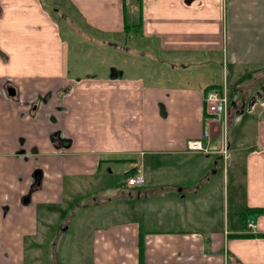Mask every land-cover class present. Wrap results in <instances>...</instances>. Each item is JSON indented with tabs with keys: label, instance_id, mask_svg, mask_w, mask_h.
Returning a JSON list of instances; mask_svg holds the SVG:
<instances>
[{
	"label": "crops",
	"instance_id": "obj_1",
	"mask_svg": "<svg viewBox=\"0 0 264 264\" xmlns=\"http://www.w3.org/2000/svg\"><path fill=\"white\" fill-rule=\"evenodd\" d=\"M57 6L73 8L86 29L123 33L124 55L147 61L160 57L164 62V55L181 62L200 55L196 63L182 68L216 64L223 71V82L202 75L197 82L160 86L125 77L123 70L115 79L93 74L69 78L68 47L59 18L69 26L75 24ZM229 68L234 71L231 82L247 78L231 88L232 100H244L240 89L249 96L264 91V0H0V264H24L25 239L37 232L33 205L27 211L20 203L34 170L43 175L33 202L56 203L65 176L99 171L109 161L102 159L105 155L113 161L124 154L153 156L155 172L160 171V162L169 159L167 182L155 180L149 182L151 188L119 192L125 198L143 200L157 191L162 200L174 201L186 193L197 195L200 189L194 177L211 180L209 171L205 172L208 155L187 150L189 141H199L205 153L214 156L213 174L226 144L223 160L230 159L232 165L229 170L227 164L225 173L230 171L242 185V202L234 211L241 216L243 229L237 226L229 231L224 225L221 231L173 230L164 227V215L145 228L142 219L127 217L93 229V264H264V212H248L264 210V107L258 105L256 119L255 105L247 111L249 115L244 109L230 125L233 111L229 110L225 139L204 110L207 87L228 90ZM9 87L14 94L7 99L1 92ZM240 122L242 137L232 135ZM253 126L255 137L251 136ZM58 132L70 143L67 148L61 147L59 138H51ZM217 136L220 142L214 144ZM195 157L208 162L203 176ZM132 169L140 172L141 166L127 171ZM99 202L95 198L92 203ZM223 217L225 222V208ZM247 220L254 223L255 231L246 227ZM122 251L125 255L117 262L119 255L114 253Z\"/></svg>",
	"mask_w": 264,
	"mask_h": 264
},
{
	"label": "rangeland",
	"instance_id": "obj_2",
	"mask_svg": "<svg viewBox=\"0 0 264 264\" xmlns=\"http://www.w3.org/2000/svg\"><path fill=\"white\" fill-rule=\"evenodd\" d=\"M55 8L57 10L61 8L60 13L65 12L76 25L74 27L69 26L65 20L59 18L56 14L59 18L62 39L68 47L66 65L69 78L78 76L83 79L85 74H93L110 79L111 69H114L117 72L125 71V77L142 78L148 84H158L160 86H174L183 81L197 82L202 75L223 82V71L216 64H209L207 68H200L196 65L182 68L184 64L196 63L200 55H193L191 61L185 62L174 61L173 55H164L167 58L166 62L160 57H157L156 60L147 61L143 57L124 55L121 49L123 46V33L102 34L94 30L91 31L82 25L81 19L73 11V8L67 6H57ZM93 39L97 42L92 41ZM206 56L221 58V55ZM173 64L176 65L171 69ZM159 71L163 74L160 77L155 74ZM233 74L234 71L229 68V78L226 83L228 90L225 94L228 104L232 101L231 88L235 87L238 80L242 83L247 80L246 77H240L237 81L231 82ZM260 101L264 102V100ZM254 108L253 118L256 119L260 111L258 102ZM245 115H249V113L245 111ZM245 115L244 119H246ZM233 117L234 114L231 113L229 125L234 121ZM240 125L241 122L236 123L232 135L242 137V127L240 128ZM253 128L251 136L255 137L256 130L254 126ZM220 139L221 137L217 136L214 144L219 143ZM205 155H208L210 162L205 172L209 171L210 176L208 174V178L211 180L198 181L199 178L194 177V182H197L195 186L200 189L197 195L186 193L182 199L174 201L162 200L157 191H152L143 200L125 198L124 194L121 196L122 192L119 191L127 189L124 174L133 166H141L140 172L145 181L144 187L151 188L150 184L155 180H162L163 182L169 180L170 160L165 159L160 162L161 168L157 169V171H160L155 172L153 156L148 155L124 154L116 157L114 161L110 160L112 157L103 156V160L109 159V161L103 162L99 171L87 175L65 176L63 178L62 195L56 203H44L41 200L34 203V197L39 194L32 196V190L29 191L27 187L26 194L30 192L31 194L28 203L23 206L27 208V211H30L28 207L33 205L36 214L37 232L34 236L25 239L23 263L93 264L95 259L92 245L93 236L91 235L93 229L112 222L125 221L127 217L130 220L137 218L136 221L139 222L142 219L145 228H148L150 224H154L155 217L159 218L164 215L166 219L164 227L173 230L194 231L198 228H208L221 231L224 225L229 231L235 230L237 226L243 229L241 216L238 215L237 211H234L236 210L235 207H239L242 202V185L240 186L237 180L235 181V178H232L230 171L229 175L225 173L227 164L229 170L231 168L230 159L223 160L222 158L218 164V169L215 168L216 173L213 174L214 156L210 152L201 156L204 157ZM157 159L162 161V158ZM193 160L197 165V171L201 172L200 176H203V168L205 165L207 166L208 162L201 157H195ZM223 173H225L224 176H222ZM239 181L242 183V179H239ZM206 182L208 187L205 186ZM117 193H120V197ZM164 194L165 189L161 190V195ZM95 198L100 199V202L92 203ZM222 202H224V205H222ZM223 208L227 211L225 222ZM171 210L173 212H170ZM182 211L187 221L182 220ZM171 215L178 220L171 218ZM159 222L161 221L159 220ZM168 222H172V225H168ZM117 255L119 257L115 259L118 262L123 259L125 253L123 251L118 254L114 253V256Z\"/></svg>",
	"mask_w": 264,
	"mask_h": 264
},
{
	"label": "built area",
	"instance_id": "obj_3",
	"mask_svg": "<svg viewBox=\"0 0 264 264\" xmlns=\"http://www.w3.org/2000/svg\"><path fill=\"white\" fill-rule=\"evenodd\" d=\"M225 89H209L204 93L203 102L204 110L210 123H214L220 129V133L225 139L228 129V103L225 96ZM258 105L264 107V102L259 101ZM208 135V132H205ZM226 144L224 143L223 149L221 150V155L223 158L226 157ZM186 148L189 151H202L206 152L199 141H189L186 144ZM144 178L142 174L136 170L133 174L125 177V186L127 189H138L144 186ZM246 227L250 231H255V225L251 220L246 221Z\"/></svg>",
	"mask_w": 264,
	"mask_h": 264
},
{
	"label": "flooded vegetation",
	"instance_id": "obj_4",
	"mask_svg": "<svg viewBox=\"0 0 264 264\" xmlns=\"http://www.w3.org/2000/svg\"><path fill=\"white\" fill-rule=\"evenodd\" d=\"M116 74H117V77L120 76V72H117L116 71ZM263 83H264V78H263ZM1 93L3 94L4 97H6L7 99H9L14 94V89H12V88L9 87V88L3 89ZM241 93L244 94L245 92L244 91H241V89H240L239 94H241ZM259 94L262 97L264 93H263V91H259ZM244 101H245V98H244V100H242V102H244ZM232 102L235 103V106L232 105V104H229L228 105V111L229 110L230 111H233V114H234L233 119H235V118H237L236 116L239 113V111L242 109V102H241V100H238L237 101V99L232 100L231 103ZM63 114H64V112H63ZM60 135L61 134L59 132L58 133H54V134H52V137L51 138H59L60 141H58V142L61 145V147L67 148V145H69L70 143L68 142V140L66 138L65 139L67 141L61 139L60 138ZM41 181H42V172L39 169L34 170L33 171V174H32V181H31V184L28 187V190L29 191L32 190V194L35 191L39 190L40 187H41ZM30 194H31V192L29 194H26L25 196L22 197V199L20 201L21 205H26V203H28L29 198H30Z\"/></svg>",
	"mask_w": 264,
	"mask_h": 264
},
{
	"label": "water",
	"instance_id": "obj_5",
	"mask_svg": "<svg viewBox=\"0 0 264 264\" xmlns=\"http://www.w3.org/2000/svg\"><path fill=\"white\" fill-rule=\"evenodd\" d=\"M86 77L88 78L89 75H86ZM116 77H117L116 70L111 69L110 78L115 79ZM242 98H245V101L242 102V109L239 111L240 114L243 113L244 109L246 111H250L252 109V107L255 105V103L257 102V100L261 98V96H260L259 92H256L254 95L249 96V94H247L246 96H244ZM230 104L235 106L234 102H232V103L230 102Z\"/></svg>",
	"mask_w": 264,
	"mask_h": 264
},
{
	"label": "trees",
	"instance_id": "obj_6",
	"mask_svg": "<svg viewBox=\"0 0 264 264\" xmlns=\"http://www.w3.org/2000/svg\"><path fill=\"white\" fill-rule=\"evenodd\" d=\"M209 89H220L219 87H217V86H211V87H207L206 89H205V92L207 91V90H209ZM245 93H244V95L246 96L248 93H247V91H244ZM264 92V91H263ZM234 120V119H233ZM134 173V170L132 169V170H130V171H126L125 172V176H128V175H130V174H133ZM249 211L248 212H257V213H260V212H264V210L263 209H248ZM245 213L244 215H243V220L246 218V216L249 214V213ZM264 234H262L261 236H263ZM233 237H244L243 235H232ZM139 252H140V250H139Z\"/></svg>",
	"mask_w": 264,
	"mask_h": 264
}]
</instances>
